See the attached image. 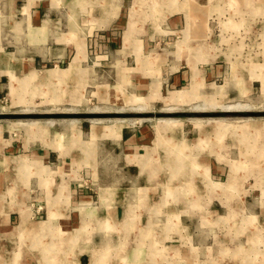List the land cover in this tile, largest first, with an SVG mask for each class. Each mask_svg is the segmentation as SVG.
Masks as SVG:
<instances>
[{"label": "crops", "instance_id": "obj_1", "mask_svg": "<svg viewBox=\"0 0 264 264\" xmlns=\"http://www.w3.org/2000/svg\"><path fill=\"white\" fill-rule=\"evenodd\" d=\"M81 1L0 0V103L4 102L10 85L15 93L21 84L30 83L31 79L47 72L45 60L54 58L61 62L73 52L72 48L74 56L70 69H77L88 46L100 55H133L137 71V77L132 78L134 85L151 84L147 96L130 99L129 103L138 108L143 106L142 101H145L143 107L147 108L152 101L162 99L167 107L175 109L172 106L178 101L197 96L194 87L199 81L202 85L212 80L210 84H213L223 75L228 81L233 67L230 65L224 71L223 67L212 65L211 55L203 57L210 59L206 62L198 61L195 55L186 59L177 55L178 58L168 60L171 55L167 52L176 50L178 43L175 37L185 31L189 14L176 11L168 15L164 18V29L155 34H136L137 30L127 34L125 29L117 34L109 31L117 28L114 24L119 23H122L121 29L125 28L123 23L128 12L124 8L125 0H119L118 6H113L112 0ZM72 25L80 26V32L67 36L69 33L65 30L71 29ZM10 28H13V35L3 36L2 31ZM6 43L16 45L18 49L9 53L4 46ZM180 59L185 65L179 62ZM50 71V80L55 75V78H60L59 72ZM235 73L237 81L235 85L230 84L226 93L234 95L231 92L234 90L245 98L252 91L251 79L256 76L240 66ZM21 77H28V80H20ZM160 84L175 91L163 98L160 96ZM226 85L224 82L223 87ZM187 86L190 87L188 91L177 89ZM197 119L193 118L191 123L196 132L194 138L189 136L190 128L177 123L176 119L172 123L138 127L119 126V123H135L136 120L110 125L92 120L93 126L85 130L82 121L73 119L69 120L71 132L61 144L54 141L55 134H50L52 139L47 144L35 136L29 142L21 136H13L12 126L0 122V252L37 251L39 258L31 254L30 264L35 261L42 264L52 249L75 248L78 250L77 264H93V257L99 253L95 249L109 246L113 240H117L120 246L163 243L168 242V236L181 230L187 234L186 237L181 235L183 242L193 240L196 243L197 231L201 235L199 238L206 233L202 231L204 226L200 216L190 214L191 209L187 205L179 210L177 223H130L156 221L157 216L150 214L158 208L159 212L163 211L160 203L164 199L166 203L164 193L155 201L157 189L171 176H178L180 180L215 176L214 170L219 171V167L213 153L218 150L206 145L209 131H234L232 134L240 138V143L251 150L252 144L247 141L251 129L249 119L241 127L226 125L220 119ZM38 122L40 120H31L29 125ZM33 128L40 133L38 126ZM256 133L264 134V124ZM184 186L183 190L188 191V184ZM257 190L264 198V186ZM209 209L211 222L216 226L222 222L219 220L221 205L217 207L213 203ZM250 219L260 220L259 231L264 236V218ZM196 221L199 226L195 227ZM52 234H62V239L52 245L41 242L40 236ZM30 235L33 236L32 241L37 237L34 243L31 244L30 240L24 243ZM17 238L21 243L15 242Z\"/></svg>", "mask_w": 264, "mask_h": 264}, {"label": "rangeland", "instance_id": "obj_2", "mask_svg": "<svg viewBox=\"0 0 264 264\" xmlns=\"http://www.w3.org/2000/svg\"><path fill=\"white\" fill-rule=\"evenodd\" d=\"M85 1L90 2V0ZM118 1L112 0L113 6H118ZM125 1L124 8L128 10L123 23L125 28L121 29L122 23L114 24L117 28L109 32L120 34L125 29L127 34L135 30H137L136 34L145 35L150 32L155 34L164 29V18L168 15H172L176 11L181 14L187 13L190 15V20H187L185 31H181L178 33L179 37H175L178 45L174 52H167L172 56L168 60L178 58L177 55H181V58L184 59L187 56L195 55V58L197 57L198 61L202 62L213 59L212 65L221 66L224 71L231 65L233 69L232 73L228 75V81H225L226 78L223 75L222 79L214 81L213 84H210L212 80L202 85L198 82L194 87L197 90V96L184 98L182 102L178 101V104L172 106L175 109L167 107L162 99L152 101L147 108L143 107L145 101H142L143 109L142 107L137 109L138 107L129 103L130 99L133 96H147L151 84L134 85L132 78L137 77V71L134 69L133 55L105 53L100 55L88 46L80 66L77 69H70L74 56L72 48L73 52L63 58L61 62L54 58L45 60L47 72H43L37 79H31L30 83L28 81L27 84H21L15 93L10 89L9 82L5 80L9 89L6 90L4 102L0 103V113L123 112L154 115L150 119H139L135 123H119V126L122 125L121 127L157 125L163 119L156 118L159 113L223 112L227 110L224 107L229 105H243L241 106L243 108L229 109L226 112L233 110V112L244 114L248 112L264 113V0ZM24 30L28 34V31ZM65 31L69 33L67 36H75L80 32V26L72 25L71 29L69 27ZM11 34L13 35V28L2 31V35L6 37ZM48 44L50 45L52 42H48ZM4 46L9 53L18 49L14 44L6 43ZM205 55H211L210 59H203ZM181 60L179 62L185 65ZM228 61L230 63L227 64ZM239 66L256 76L251 79L252 91L247 93L248 96L245 98L236 94L234 90H231L234 95L228 96L226 93L231 87L230 84L235 85L237 81L235 69ZM50 70L59 72L62 77L50 80ZM20 80L27 81L28 77H21ZM224 82L227 84L226 88L223 87ZM177 89L188 91L190 87L187 86L183 89L178 87ZM173 91L175 90L160 84V96L163 98L169 97ZM196 106L205 109L204 111L196 110ZM193 118L197 117H175L178 120L177 123L190 128L189 136L191 138L196 135L195 129L191 125ZM218 119H221L226 125L235 127L245 125L246 122L243 121L249 119L248 124L250 123L251 129L250 132L248 131L247 140L252 144L251 150L246 148L244 143H240V138L232 134L234 131L230 130L226 133H221L220 130L209 131L208 133L211 135L207 133L206 145L211 149L218 150L217 153H213L219 167V171L214 170L215 176L188 177L184 180H180L178 176H171L170 179L162 182L163 187L160 184L157 189L155 201L164 193L166 203L165 199L160 203L163 206H161L163 211L159 212L158 208V211L154 210L155 213L150 214L157 216L156 221L142 220L130 223L132 225L177 223L176 218L180 213L179 210L187 205L191 209L190 214L200 216L204 226L202 231L206 234L199 238L201 235L197 231L196 243L193 240L188 242L185 239L183 242L181 235L186 237L187 234L181 230L168 236V242L163 243L148 242L142 243V245L120 246L117 240H113L111 245L95 249V252L99 253L93 257V264H264V236L259 231L262 223L260 220L250 219L264 218V198H261V194L257 190L260 186H264V154L262 152L264 151V134H256V130L259 131V127L264 124V117L231 116L229 118L224 116ZM50 120H40L33 126L28 124L31 122L29 120L0 119V122L12 126L13 136H21V138L28 139L29 142L33 140L34 136L41 142H49L52 139L50 134L57 135L54 139L56 143L65 142V138L71 132L69 119L53 120V123H50ZM121 120L127 122L130 119H103L100 123L101 125H110ZM82 123L84 130L93 126L89 120L82 121ZM35 126L40 128L39 134L32 130ZM185 183L189 186L188 191L183 190ZM183 193L187 195L182 196ZM213 203L217 207L221 205L219 220L222 222H218L216 226L211 222L213 219L209 213L211 211L209 206ZM194 226H199L198 221ZM60 235L62 237V234ZM60 235L40 236L41 242L52 245L62 239ZM191 236L193 237V235ZM31 238L33 236L30 235L24 243H28L27 241ZM35 238L34 240H36ZM199 239L202 240L198 241ZM34 240H30V243L33 244ZM158 240L160 239L158 238ZM15 242L21 243L20 238H17ZM77 252L78 250L75 248L63 249V251L52 249L47 252L45 256L47 259L43 260L42 264H77ZM31 254H34L36 259L39 258L37 251L30 253L17 250L14 254L0 252V263L30 264ZM101 258L104 261L99 262L98 260ZM34 264L41 263L35 261Z\"/></svg>", "mask_w": 264, "mask_h": 264}, {"label": "water", "instance_id": "obj_3", "mask_svg": "<svg viewBox=\"0 0 264 264\" xmlns=\"http://www.w3.org/2000/svg\"><path fill=\"white\" fill-rule=\"evenodd\" d=\"M154 115L149 113H44V114H35V113H0V119L4 120H13V119H19V120H79V121H85V120H99L103 121V119H130V120H139V119H150ZM179 116H188V117H197L201 119H211V118H221V117H231V116H237V117H243L246 118L248 116H260L264 117V113H254V112H248L247 114H244L242 112H211V113H204V112H193L191 114L188 113H159L156 115V118H163V119H175V117Z\"/></svg>", "mask_w": 264, "mask_h": 264}, {"label": "bare ground", "instance_id": "obj_4", "mask_svg": "<svg viewBox=\"0 0 264 264\" xmlns=\"http://www.w3.org/2000/svg\"><path fill=\"white\" fill-rule=\"evenodd\" d=\"M151 4H152V3H151ZM152 6H153V5H152ZM137 9H138V8H137ZM131 13H134V12H131ZM135 14H136V13H135ZM130 18H131V17H130ZM134 18H135V17H134ZM130 20H131V19H130ZM133 20H134V19H133ZM131 22H132V21H131ZM131 22H130V23H131ZM85 47H86V46H85ZM78 51H79V50H78ZM80 55H81V52H80ZM75 56H76V55H75ZM82 58H83V57H82ZM75 60H77V57L75 58ZM78 60H79V59H78ZM72 61H73V60H72ZM72 67H73V66H72ZM50 72H51V71H50ZM50 72H49V73H50ZM193 73H194V72H193ZM58 74H59V73H58ZM58 74H57V75H58ZM194 74H195V73H194ZM198 75H199V74H198ZM55 77H56V75H55ZM55 77H52V78L55 79ZM60 77H61V75H60ZM197 78H198V77H197ZM197 78H196V79H197ZM53 79H52V80H53ZM199 82H200V81H199ZM200 83H201V82H200ZM200 87H201V86H200ZM197 88H198V87H197ZM155 91H157V89H156ZM158 92H159V91H158ZM158 94H159V93H158ZM176 94H178V93H176ZM187 94H188V93H187ZM175 96H176V95H175ZM156 98H157V97H156ZM175 98H176V97H174V98H172V99H175ZM241 106H243V105H240V106H237V105H229V106L226 107L225 109L229 110V109H235V108H243V107H241ZM244 107H245V106H244ZM139 108H140V107H139ZM139 108H137V109H139ZM196 108H197V109H196ZM245 108H247V107H245ZM142 109H143V107H142ZM142 109H141V110H142ZM145 109H146V108H145ZM195 109H196V110L203 111L205 108H204V109H203L202 107H201V108H198V107L196 106ZM227 110H226V111H227ZM235 110H236V109H235ZM240 110H241V109H240ZM240 110H239V111H240ZM243 110H244V109H243ZM224 111H225V110H224ZM226 111H225V112H226ZM231 111H233V110H231ZM198 119H199V118H198ZM198 119H197V120H198ZM212 119H213V118H212ZM217 119H218V118H217ZM176 120H177V119H176ZM202 120H203V119H202ZM210 120H211V119H210ZM218 120H219V119H218ZM220 120H221V119H220ZM36 121H37V120H36ZM50 121H51V120H50ZM73 121H74V120H73ZM98 121H99V120H98ZM98 121H97V122H98ZM121 121H122V120H121ZM136 121H137V120H136ZM70 122H71V121H70ZM92 122H93V121H92ZM134 122H135V121H134ZM172 122H173L172 119H162V120H160L159 123H157V124L159 125V124H163V123H172ZM243 122H244V121H243ZM51 123H52V122H51ZM116 123H118V122H116ZM28 124H29V123H28ZM114 124H115V123H114ZM126 124H127V123H126ZM115 127H116V126H115ZM26 130H27V129H26ZM113 130H114V129H113ZM245 130H246V129H245ZM258 130H259V129H258ZM161 131H162V130H161ZM37 132H39V130H38ZM93 133H94V132H93ZM101 133H102V132H101ZM109 133H111V132H109ZM112 133H113V132H112ZM252 133H253V131H252ZM252 133H251V134H252ZM26 134H27V133H26ZM76 134H77V132H76ZM79 134H80V133H79ZM113 134H114V133H113ZM256 134H257V133H256ZM261 134H262V133H261ZM244 135H245V134H244ZM92 136H93V135H92ZM253 136H254V135H253ZM93 137H94V136H93ZM251 137H252V136H251ZM95 139H96V138H95ZM76 140H77V139H76ZM78 140H79V139H78ZM80 141H81V140H80ZM247 141H248V140H247ZM245 143H246V140H245ZM249 143H250V142H249ZM262 152H263V151H262ZM263 153H264V152H263ZM22 225H23V224H22ZM20 226H21V225H20Z\"/></svg>", "mask_w": 264, "mask_h": 264}]
</instances>
